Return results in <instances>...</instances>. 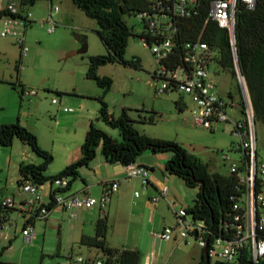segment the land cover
<instances>
[{
  "label": "rangeland",
  "instance_id": "374dc122",
  "mask_svg": "<svg viewBox=\"0 0 264 264\" xmlns=\"http://www.w3.org/2000/svg\"><path fill=\"white\" fill-rule=\"evenodd\" d=\"M54 7H58V12L53 14L55 30L49 33L48 19ZM23 10L31 14L29 20L32 23L26 30L23 25L15 27L24 34L27 54L21 56L14 40L0 35V124L17 121L22 126L27 124L39 134L43 146L47 148H51L52 142L56 141L53 153L39 145L53 156L45 172L50 177L70 165L69 160L76 162L81 158L80 147L85 139L89 118L96 128L106 132L116 142L122 141V135L120 129L109 127L99 119V105L94 98L101 96L102 90L94 80L85 77L90 57L107 53L96 33V20L87 17L72 0H39L32 6L25 5ZM124 20L135 34L128 41L124 58L128 62L137 59L139 66L114 63L99 68L100 76L112 79V86L104 96L109 113L118 118L126 109L134 128L141 134L176 142L207 164L210 174L228 175L231 164H238L240 160V154L234 150L240 138L234 135L232 124H218L212 131L194 126L190 121L193 104L188 95L174 91L158 93L162 83H156L152 75L159 65L152 51L138 37L142 31L140 18L125 15ZM3 29L0 23V33ZM83 46L85 50L78 52ZM73 52L75 54L71 55ZM214 55L218 56L217 53ZM208 71L216 85V94L227 101L232 99L236 105V108L229 109L230 117L244 119L240 111L242 94L238 80L229 69L222 68L216 61L209 64ZM21 88L35 91L36 95L22 96ZM180 98L186 106L183 112H179L175 106V101ZM53 99L57 101L56 104L52 103ZM64 108L72 111L64 112ZM153 112L157 114L154 121L150 122L149 117ZM255 130L257 153L259 158L264 159V127L257 123ZM56 133L58 135L55 138ZM223 156H227L228 160L225 161ZM22 157L26 158L24 164L42 163L41 158L17 139L10 147L0 146V203L6 198L15 203L27 198L18 183L20 172L17 159ZM83 186L84 182L79 178L72 183L68 192L61 194H68ZM184 187L187 196L176 210L181 205H192L198 192L186 185ZM41 189L42 199L48 201L50 184L46 183ZM177 192L180 193L179 190ZM107 207L102 212H106ZM187 220H191V217ZM23 222L17 217V212L11 214L5 232L11 233L14 239L10 251H3L8 243L0 240L3 261L57 264L63 260L72 263L74 257L80 256L87 260L98 252L74 241L75 221H70L68 217L60 234L58 224L36 219L31 224L36 240L32 246H24L21 242ZM178 232H174L169 242L157 244V258L161 264H197L200 248L193 239L180 241ZM210 264L217 263L211 259Z\"/></svg>",
  "mask_w": 264,
  "mask_h": 264
},
{
  "label": "trees",
  "instance_id": "16d2710c",
  "mask_svg": "<svg viewBox=\"0 0 264 264\" xmlns=\"http://www.w3.org/2000/svg\"><path fill=\"white\" fill-rule=\"evenodd\" d=\"M21 1L23 5L32 6L39 0ZM72 2L87 17L96 20L98 24L96 33L107 49V53L104 55L90 57L85 77L94 80L102 90V95L94 98L99 105V119L107 126L121 130L122 143L114 142L106 132L96 128L91 122L80 148L81 158L68 165L57 175L47 177L45 172L52 163L53 156L39 146L37 137L18 121L13 124L1 125V147H10L17 139L42 159V163L38 165L21 163L18 183L32 181L42 187L46 183L52 185L54 181L66 179L68 180L67 187L57 191L58 193H65L70 190L75 180L81 178L80 170L89 167L95 159L98 149L107 164H121L123 166L135 163L147 151L153 155L166 153L171 155L165 164L166 172L179 178L188 188L198 190L192 206L187 209V213L193 222L203 223L206 230L211 231L210 236L205 235L206 238L209 237V242L219 234H225L224 225L232 224L233 217L237 214L233 206L244 193L236 178L220 173L210 174L207 164L189 154L176 142L141 134L134 128L133 121L128 116L126 109L118 118H115L109 113L104 100L105 94L112 86V79L100 76L98 70L102 66L114 63H123L133 67L139 66L137 59L128 62L124 58L128 41L135 36L134 29L127 25L124 16L134 15L140 18L142 14L148 12L150 1L72 0ZM209 2L210 0H199L198 8L190 18L178 19V32L172 41L174 63L177 66L182 63L184 46L187 43L203 42L213 53L218 54V56L215 55L213 61L218 62L222 68L229 69L232 76L238 80L235 64L236 53L238 69L244 78L249 93L254 124L259 123L264 127V0H255L252 8L241 1L237 2L234 44L231 42L228 30L219 27L209 17ZM140 22L142 31L138 37L140 40H148L149 42L145 21L141 19ZM31 23V21L27 22L25 28L27 29ZM22 90L24 89L21 88V94ZM239 91L241 94L240 86ZM175 106L179 112H183L186 107L182 98L175 101ZM156 114L153 112L150 115V122L154 121ZM54 193L51 192L49 196L50 202L46 207L48 212L55 206ZM13 212L16 210L3 207L0 203V220L7 221L8 216ZM33 220L34 218L27 223L31 224ZM226 229L230 232L228 228ZM107 230V218L103 216L94 225V235H83L79 243L82 246L98 250L101 253L100 257L103 264H139L140 252L138 250H117L107 245ZM10 245L9 243L3 251L7 250ZM3 251L0 252V264H17L3 261ZM197 264H205L203 250ZM246 264L253 263L249 261ZM259 264H264V262Z\"/></svg>",
  "mask_w": 264,
  "mask_h": 264
},
{
  "label": "built area",
  "instance_id": "2783aa9c",
  "mask_svg": "<svg viewBox=\"0 0 264 264\" xmlns=\"http://www.w3.org/2000/svg\"><path fill=\"white\" fill-rule=\"evenodd\" d=\"M148 12L140 16L145 21L148 40H141L144 46L149 48L156 61L158 69L153 73L152 79L156 83H162L158 93L174 91L188 95L193 108L190 111V121L194 126L212 131L218 124H232L234 135L240 138L235 144L234 150L240 154L239 163L231 164L228 175L234 176L239 186L244 190L233 206L237 214L233 217L231 225H224L225 234H219L209 242L211 231L206 230L203 223H194L187 213V209H179L175 212L176 225L166 227L158 236L162 242H169L174 232L179 230V239L188 242L193 239L200 249L207 247L209 261L222 264H246L251 262L259 264L264 262V159L257 153V134L253 120V109L250 98L245 92L244 82L238 78L242 94L240 107L244 119H232L229 109L236 108L232 99L229 101L221 98L215 92L216 85L209 76L208 67L215 57L214 53L203 42L187 43L184 46L182 63L175 65L173 59V39L178 32L177 21L179 18H190L198 8L199 0H149ZM245 3L249 8L254 7L255 0H210L209 17L219 27L227 29L231 42L234 44L235 13L237 2ZM25 5L21 0H0V23L4 26L0 35L4 38H12L20 48L21 56L28 52L25 37L22 31L15 25H23L26 29L31 14L24 11ZM58 12L54 7L48 19V32L55 30L53 14ZM16 17V18H13ZM35 91L22 90V96H35ZM56 104L55 99L52 100ZM65 112L72 109L64 108ZM223 159L228 160L227 156ZM127 179H141L145 185L148 182V170L135 163L126 166ZM68 180L54 181L50 187H54V205L61 206L69 213V220L74 221L81 208L97 206L103 210L110 202L111 196L118 192L120 183L111 182L99 197L91 195L80 196L77 194H61L57 191L65 189ZM22 193L27 198L22 203L6 198L1 205L10 209H21L25 206L30 211V219H46L49 212L47 205L42 204L43 190L32 181L20 184ZM239 189V188H238ZM168 187L164 186L159 191V197L166 198ZM49 194V196H50ZM138 192L135 196H138ZM156 201V198L152 199ZM173 205V203L171 204ZM29 219V220H30ZM8 228V220H0V239ZM228 228L230 232L226 229ZM36 240V233L30 223L22 227L21 242L24 246H32ZM72 264H103L101 257L93 260H84L77 256L72 259Z\"/></svg>",
  "mask_w": 264,
  "mask_h": 264
},
{
  "label": "crops",
  "instance_id": "0c3cea01",
  "mask_svg": "<svg viewBox=\"0 0 264 264\" xmlns=\"http://www.w3.org/2000/svg\"><path fill=\"white\" fill-rule=\"evenodd\" d=\"M90 123L91 120L89 118L86 128H89ZM23 126L37 136L38 143L43 149L51 151L52 153L54 152L55 140L52 142L51 148H47L43 146L39 134L33 130V128H29L27 124H23ZM57 135L58 133L55 134V138ZM114 142L116 141L114 140ZM116 143L121 144L122 141ZM67 153L71 154V151H68ZM170 157V154L165 153L153 155L147 151L136 160V165L142 166L148 170V182L144 185L141 179H127L126 166L121 164H107L98 149L97 155L90 163L89 167L80 170V176L84 182V186L77 187L76 190H72L68 194L99 197L111 182L118 181L120 187L118 192L111 196L106 212H102V210L97 207L82 208L78 211L77 218L74 220V241L80 242L83 235L93 236L96 221L105 216L108 222L106 243L110 248L117 250H138L140 252L139 264H161V261L156 255V246L159 242H162L159 240L158 236L166 227H173L176 225V211L181 208L188 209L192 206L188 205L183 207L181 205V208L176 210L178 204L185 201L183 198H186L187 192L183 181L176 176L168 174L165 170V164ZM25 159L26 158L24 157L17 159L18 167L21 163L26 161ZM69 161L70 164L74 163V160H72V162L71 160ZM19 180L20 177L18 178V181ZM164 186L169 189L166 198L159 197V191ZM51 189L54 190L55 186L50 187V190ZM177 190H179L180 193H178ZM136 192L139 193L138 196H135ZM153 198H156L157 200L153 201ZM24 200L25 199H20L18 203H22ZM49 202L50 198L48 201L42 199L43 205H48ZM172 203L173 205H171ZM16 212L17 217L24 220L22 223L23 227L30 219V211L27 207L22 206L21 209H17ZM10 217L11 214L8 216V221L10 220ZM66 217L69 218L67 212L61 206L55 205L49 211L47 218L43 220H46L49 223L58 224V232L60 234ZM36 219L39 218H35V220ZM35 220H33L32 223ZM1 239L12 245L14 238L11 233L4 232L3 238ZM11 245L7 251L12 250ZM200 250L202 251V249ZM100 256L101 253L98 251L92 258H88L87 260H93ZM14 263L20 264L19 261ZM57 264L72 263L61 260L60 262H57Z\"/></svg>",
  "mask_w": 264,
  "mask_h": 264
},
{
  "label": "water",
  "instance_id": "95a60500",
  "mask_svg": "<svg viewBox=\"0 0 264 264\" xmlns=\"http://www.w3.org/2000/svg\"><path fill=\"white\" fill-rule=\"evenodd\" d=\"M84 50H85V46H83L82 49L79 50L78 52H81V51H84ZM72 54H75V52L71 53V55ZM235 64H236L237 76H238V78H241L243 80L244 87H245V92H246V94L249 97V93H248V90H247V87H246L244 78L241 76V74L239 72V69H238V63H237L236 53H235ZM203 256H204L205 264H210L209 257H208V253H207V247L203 249ZM218 264H222V263H218Z\"/></svg>",
  "mask_w": 264,
  "mask_h": 264
}]
</instances>
